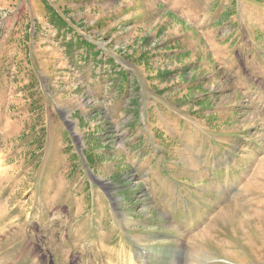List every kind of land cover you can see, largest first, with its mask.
Segmentation results:
<instances>
[{"label": "rangeland", "instance_id": "1", "mask_svg": "<svg viewBox=\"0 0 264 264\" xmlns=\"http://www.w3.org/2000/svg\"><path fill=\"white\" fill-rule=\"evenodd\" d=\"M0 264H264V0H0Z\"/></svg>", "mask_w": 264, "mask_h": 264}, {"label": "bare ground", "instance_id": "2", "mask_svg": "<svg viewBox=\"0 0 264 264\" xmlns=\"http://www.w3.org/2000/svg\"><path fill=\"white\" fill-rule=\"evenodd\" d=\"M228 208H229V207H228ZM228 208H226V209H228ZM229 210H231V209H229ZM223 212H224V211H223ZM232 212H235V211H230L229 213L227 212V214H233ZM243 212H245V211H243ZM220 213H221V212H220ZM220 213H219V214L217 213V214H218V215H217V218L220 219V220H223V221L225 222V219L227 218L228 215L225 214V213H221V214H220ZM245 214H246V213H245ZM252 214H253V213H252ZM255 214H256V213H255ZM237 218H239V217H237ZM237 221H238V220H237ZM237 221H236V222H237ZM239 221H241V220H239ZM221 222H222V221H221ZM230 223H231V222H230Z\"/></svg>", "mask_w": 264, "mask_h": 264}]
</instances>
